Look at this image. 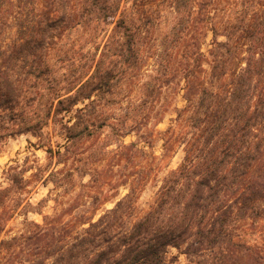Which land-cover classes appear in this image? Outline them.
I'll list each match as a JSON object with an SVG mask.
<instances>
[{"label": "trees", "instance_id": "1", "mask_svg": "<svg viewBox=\"0 0 264 264\" xmlns=\"http://www.w3.org/2000/svg\"><path fill=\"white\" fill-rule=\"evenodd\" d=\"M20 3L0 0V34L15 29L9 43L0 37V114L14 118L35 103L33 117L5 129L8 136L40 134L50 120L61 124L68 144L47 153L65 167L43 180L54 185L51 192L73 186L85 168L80 159L76 168L66 163L71 148L92 137L90 128L132 132L158 121L164 90L174 82L183 107L162 141L165 155L180 144L183 158L146 210L136 202L143 180H134L96 220L88 208L69 206V220L55 211L42 225L27 223L24 232L0 240V261L18 248L19 264H167L175 248L188 264H264V0H51L50 16L40 20ZM102 26L112 29L89 78L53 85L47 39L58 42L77 27L92 38ZM127 85L140 89L133 100L120 97ZM100 100L126 102L116 124L94 118ZM25 171L9 168L8 180L23 183ZM87 175L99 182L97 171ZM55 197L62 207L61 194Z\"/></svg>", "mask_w": 264, "mask_h": 264}, {"label": "rangeland", "instance_id": "2", "mask_svg": "<svg viewBox=\"0 0 264 264\" xmlns=\"http://www.w3.org/2000/svg\"><path fill=\"white\" fill-rule=\"evenodd\" d=\"M19 6L32 8L36 18L40 20L50 16L52 5L51 0H21ZM14 12L15 9L12 8L7 14V24L10 27L15 26L12 18L15 16ZM102 28L103 31L94 32L95 35L92 38L88 34V28L77 27L67 31L60 41L57 40L58 42L56 39H47L46 42L49 45L46 46L49 49L46 61L51 68L49 78L53 85L65 87L80 78L81 80L89 78L103 49L107 32L112 29V27L105 26ZM14 31V28L7 30L3 27L0 34L1 43H9ZM104 31L106 32L104 33ZM54 41L56 44H53ZM137 79L141 82L145 81L144 76H139ZM111 92H116V89L113 88ZM139 92V87L127 85L124 91H121L120 97L126 96L133 100L139 95ZM163 96L161 104L164 105V111L162 110L163 113L159 116L158 121L152 118L143 121L142 125L131 129L132 132L128 129H121V127L118 129L111 126L98 127V123L90 128L93 132L92 137L83 138L74 145L66 163V168H76L75 161L80 159L81 166L84 163L85 168L83 167L84 169L80 173H75L73 186L58 188L54 192H51L54 185L50 181L43 183V180L50 172L65 167L63 164H57L56 159L50 158L47 153L48 149L62 151L68 144L61 124L50 120L40 134L35 135L30 130L8 136L5 129L10 128L11 125L22 126L20 125L22 117H33L35 103L32 105V102H27L26 105L31 106H25L24 113L19 112L14 118L0 114V224L5 225L0 233V240L24 232L27 223L33 222L42 225L43 218L53 215L55 211L62 217V220H69L67 211L69 206L88 208L91 214H96V220L104 210L112 209L116 202L129 192V184L138 179L143 180V185L136 196L137 206L146 210L162 179L170 171L175 170L183 158L180 144L173 148L168 157L165 155L162 141V133L176 118L175 110H180L183 107L178 83L174 82L169 89L164 90ZM111 97L112 94L106 95L107 99L105 100H109L108 98ZM105 100L97 101L94 118L101 116L102 119L107 120V125L116 124L123 117L126 102L111 105L107 104ZM21 107L20 105L18 109ZM77 107H81V105ZM68 117H65L64 121H67ZM118 133L124 135L123 138L118 136ZM137 135L140 139L137 138ZM131 143H137L136 148L139 152H135L134 149L124 150L122 148ZM9 168L26 170L23 175V183L12 184L8 180ZM94 170L100 174L99 182L91 184L87 174H91ZM148 172L150 173L149 177ZM57 193L61 194L59 201L63 204L62 207L57 206L54 201ZM95 196L98 198L97 201L91 198ZM5 211H13V217L7 220ZM251 234H253L251 240L258 237L256 232ZM180 252L175 248L169 249L166 255L167 264H188L185 255ZM1 255L2 252H0ZM20 259L21 254L16 248L14 254L1 257L0 264H19Z\"/></svg>", "mask_w": 264, "mask_h": 264}]
</instances>
